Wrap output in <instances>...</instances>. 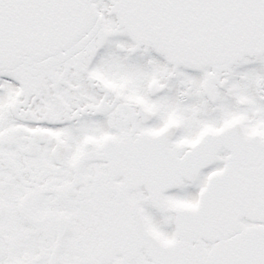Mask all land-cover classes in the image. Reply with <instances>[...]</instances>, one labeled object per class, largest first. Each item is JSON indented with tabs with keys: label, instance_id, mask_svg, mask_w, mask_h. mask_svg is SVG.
<instances>
[{
	"label": "snow or ice",
	"instance_id": "1",
	"mask_svg": "<svg viewBox=\"0 0 264 264\" xmlns=\"http://www.w3.org/2000/svg\"><path fill=\"white\" fill-rule=\"evenodd\" d=\"M0 264H264V0H0Z\"/></svg>",
	"mask_w": 264,
	"mask_h": 264
}]
</instances>
